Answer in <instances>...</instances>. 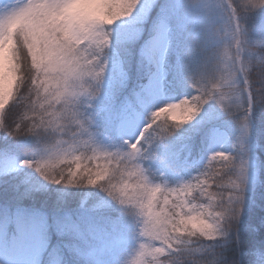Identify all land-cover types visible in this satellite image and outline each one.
<instances>
[{"label": "clouds", "instance_id": "clouds-1", "mask_svg": "<svg viewBox=\"0 0 264 264\" xmlns=\"http://www.w3.org/2000/svg\"><path fill=\"white\" fill-rule=\"evenodd\" d=\"M122 3L0 0V132L36 140L21 163L44 180L74 181L106 194L135 241L121 264H240L227 259L226 249L238 241L252 113L264 103V30L253 35L249 23L264 13V0H182L189 9L196 6L199 19L182 50L190 94L151 109L127 149L101 143L95 129L87 135L66 103L98 88L115 23L108 18ZM210 104L237 134L230 149H213L194 171H182L157 146ZM10 109L17 110L14 120L8 119ZM142 138L155 147L142 151Z\"/></svg>", "mask_w": 264, "mask_h": 264}, {"label": "trees", "instance_id": "trees-1", "mask_svg": "<svg viewBox=\"0 0 264 264\" xmlns=\"http://www.w3.org/2000/svg\"><path fill=\"white\" fill-rule=\"evenodd\" d=\"M156 0L152 2L155 4ZM177 10L174 17L175 27L172 37L177 42L196 32L194 10L185 7L182 0H175ZM181 5H184L182 8ZM160 20L168 19L165 9H161ZM140 21H134L133 32L147 35L146 13ZM140 16V17H141ZM253 35L264 30V13L250 22ZM127 27V25H125ZM121 25L114 27L112 46L105 49L103 59L107 66L102 79L101 93L95 101L94 129L101 143L118 144L106 126L104 114L114 96L124 97L133 88L139 89L149 81L154 66L137 41L122 39L117 33ZM177 29L179 31H177ZM179 57L175 50L165 53L162 61L161 90L164 95L177 100L190 94L184 78L178 82L175 66ZM167 81V84H164ZM209 112L214 115H209ZM16 109H10L9 120H14ZM224 120H230L214 105H208L197 118L185 125L181 132L157 151L169 156L176 168L194 171L208 153V142L213 131ZM198 128L187 133L185 129ZM236 128L229 134L226 143L236 135ZM249 158L253 165L248 166V184L245 194V207L238 225V241L234 238L226 249L227 259H239L240 264H263L264 259V103H258L252 113V129L248 138ZM32 137H11L0 132V159L8 156H25L36 147ZM172 174L170 173V176ZM37 211L44 215L47 223V245L40 252L38 264H113V254L120 255L125 239L132 235L131 226L122 216L115 204L106 194L93 186L57 185L39 177L35 171L20 167L0 174V218L6 212Z\"/></svg>", "mask_w": 264, "mask_h": 264}, {"label": "snow or ice", "instance_id": "snow-or-ice-1", "mask_svg": "<svg viewBox=\"0 0 264 264\" xmlns=\"http://www.w3.org/2000/svg\"><path fill=\"white\" fill-rule=\"evenodd\" d=\"M181 7L183 8L184 5H181ZM161 9H165L168 19L160 20V22L157 23L158 18L162 15L160 12ZM138 10L147 14L145 18V23L149 25L147 28V35H141L132 31L133 27H144L145 25L133 26L130 24L127 27H122L117 35H119L122 39L132 40L134 42L137 41V38L139 37L140 51L142 53H146L157 68H159L164 60L165 53L170 54L172 50H175L179 57V63L175 66V74L177 81L180 82L183 79V74L187 65L186 57L182 52L185 40H182L179 44H177L172 37V29L175 27L174 17L177 10L175 0H156L155 4H152L151 0H145L143 4L141 3V0H124V3L117 6L108 18L110 22L114 20L115 23H110V31L108 33L106 48L112 46L114 27L128 21V18L133 17V14L137 13ZM192 10H194L195 13L193 20L196 21L198 20V16L196 15V6H194ZM197 27L198 23L196 24V30ZM177 31L179 30L177 29ZM106 66L107 62L104 60L103 67L97 76L98 88L92 91L90 97L84 98L73 94L66 102L69 117L74 121H77L78 124L83 125L87 135L90 136H94L93 125L95 124L92 109L95 108V101L101 93V83ZM164 84L166 85L167 81H164ZM160 88L161 85L159 79H154L147 89L133 88L128 91L124 97L117 95L110 100L104 114V120L113 136L119 140L117 145H120L122 149H127L128 145L136 142V137L140 135V132L146 123V114L151 109L161 104L158 103L157 100L161 94ZM8 114L9 111L7 112V115ZM209 115H214V113L209 112ZM179 118L184 119L186 117ZM197 128L198 125H195L193 128L185 129V131L187 133H191ZM138 147H140L143 151L144 149L150 150L155 147V145L151 142L146 144L145 139L142 138ZM158 154L170 161L167 154L159 151ZM18 163L23 167H27L25 164L21 163V160H19ZM74 183V181H70L68 185H74ZM89 183L95 184L96 181L93 179L90 180Z\"/></svg>", "mask_w": 264, "mask_h": 264}, {"label": "rangeland", "instance_id": "rangeland-1", "mask_svg": "<svg viewBox=\"0 0 264 264\" xmlns=\"http://www.w3.org/2000/svg\"><path fill=\"white\" fill-rule=\"evenodd\" d=\"M153 1L154 0H151V3ZM144 2L145 0H141L142 4ZM142 15L143 16L138 12L134 13L133 17L128 18V21L119 25H121V27H126L125 25L128 26L129 24L133 25L134 21L132 20L137 19L136 21H140L142 20V17L145 16V14ZM135 29L136 27H133L132 31ZM146 56L154 66V70L149 76V81L139 89L149 88L154 79H159L161 85L162 63L159 68H157L151 58L147 54ZM103 77H110V74H106ZM160 93L161 94L157 98L158 103L172 100L171 96L162 93L161 88ZM235 128V125L230 120L222 121L221 125L213 131L209 139L208 152L216 148L225 150L230 149L231 147H228L226 143L229 139V134ZM237 131L236 128V133ZM24 157L25 156L19 157L8 155L1 158L0 174L22 167L18 162ZM252 165L253 160L249 158L248 166L250 167ZM46 228L47 224L44 217L38 213L15 212L12 215L4 214L0 219V264H38L40 252L46 246ZM134 243L135 241L132 235L129 239H125V243L121 247V254H113L115 260V263L113 264H121L122 259L126 256Z\"/></svg>", "mask_w": 264, "mask_h": 264}]
</instances>
